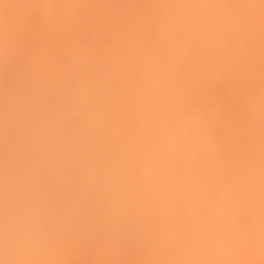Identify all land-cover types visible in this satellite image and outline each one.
<instances>
[{
  "label": "clouds",
  "instance_id": "9594fccd",
  "mask_svg": "<svg viewBox=\"0 0 264 264\" xmlns=\"http://www.w3.org/2000/svg\"><path fill=\"white\" fill-rule=\"evenodd\" d=\"M110 8L0 0V264H264V0Z\"/></svg>",
  "mask_w": 264,
  "mask_h": 264
},
{
  "label": "bare ground",
  "instance_id": "6f19581e",
  "mask_svg": "<svg viewBox=\"0 0 264 264\" xmlns=\"http://www.w3.org/2000/svg\"><path fill=\"white\" fill-rule=\"evenodd\" d=\"M105 2L112 5V8L104 10L105 12H109V11H118L119 6L124 2H126V0H105ZM27 10L28 9L26 5L22 4L21 11L26 12ZM38 36H39L38 24H36L35 22H28L24 37L18 49V61H17L18 67L22 64L24 58L29 54H31L37 47ZM9 79L13 82V85L11 86H15L17 82L16 75L13 74L12 76L9 77ZM221 94L225 95L227 102L233 108V110H238V100L236 98L223 91L221 92ZM137 258H138V253L136 251L134 250L129 251L128 254L124 257L125 261L123 262V264H134V261ZM72 264H109V262L106 261L104 258H95L86 252H80L73 257Z\"/></svg>",
  "mask_w": 264,
  "mask_h": 264
},
{
  "label": "rangeland",
  "instance_id": "374dc122",
  "mask_svg": "<svg viewBox=\"0 0 264 264\" xmlns=\"http://www.w3.org/2000/svg\"><path fill=\"white\" fill-rule=\"evenodd\" d=\"M8 81H9L10 86L13 85V82L10 79ZM10 81H11V83H10Z\"/></svg>",
  "mask_w": 264,
  "mask_h": 264
}]
</instances>
